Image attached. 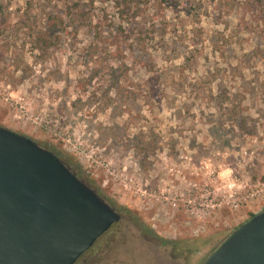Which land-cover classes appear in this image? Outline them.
<instances>
[{"label":"rangeland","instance_id":"374dc122","mask_svg":"<svg viewBox=\"0 0 264 264\" xmlns=\"http://www.w3.org/2000/svg\"><path fill=\"white\" fill-rule=\"evenodd\" d=\"M126 1L125 13L114 0H0V126L52 151L167 242L124 254L135 264H200L264 209V0ZM149 48L183 61L160 72ZM137 66L151 73L146 91L129 76ZM168 81L186 102L165 117ZM213 147L233 169L251 158L247 202L196 213L188 200H203L204 188L224 198L201 171Z\"/></svg>","mask_w":264,"mask_h":264},{"label":"water","instance_id":"95a60500","mask_svg":"<svg viewBox=\"0 0 264 264\" xmlns=\"http://www.w3.org/2000/svg\"><path fill=\"white\" fill-rule=\"evenodd\" d=\"M118 218L56 154L0 126V264H73ZM200 264H264V209Z\"/></svg>","mask_w":264,"mask_h":264},{"label":"clouds","instance_id":"9594fccd","mask_svg":"<svg viewBox=\"0 0 264 264\" xmlns=\"http://www.w3.org/2000/svg\"><path fill=\"white\" fill-rule=\"evenodd\" d=\"M167 15L170 16L171 13H168ZM168 43H171V40H168ZM185 43H188V41L186 40ZM148 52L152 59V63L155 66V69L160 72H164L174 65L178 66L183 61V56H180L177 59H165V57L169 55V52H165L160 49L153 51L151 48H149ZM125 55L128 56L129 54L125 53ZM124 63L130 64V57L128 60H125ZM110 64L112 68H118L120 62L110 61ZM149 75H151L150 72L145 71L139 66L134 68L133 72L129 73V76L132 78L133 82L140 85L141 89H144L145 81L148 79ZM245 75L247 77V72L245 73ZM144 90L146 91V89ZM213 90H215L214 85ZM161 91L163 97L165 98V104H172L170 110L166 108L164 113L165 117L171 116L173 113H175L177 108H180L181 111L183 110L181 108V105L186 102V97L176 91L175 85H173L171 81L162 84ZM109 96L113 98L115 104V99L117 96L116 90L113 89L112 91H110ZM136 103L138 105H141V114L148 115L146 109L144 108V101L142 97L138 98ZM121 107H126V105H122ZM108 111L111 112L112 108L110 107ZM246 115L255 117L257 114L253 110L249 113H246ZM126 118L127 117H121L115 122L123 123V120ZM106 123L109 122L106 121ZM166 123L171 127H176L179 122L176 121L175 117L173 116V118L171 120H167ZM260 135L264 136V132H261ZM261 150H264V146H261ZM224 155L225 153L219 148H211L208 152L207 157L203 160L204 167L201 169V171H203L206 176V183L212 187H215L216 191L224 196L225 203L231 204L234 203L237 198L241 197L249 187L248 179H250V172L246 169L249 167H255V165H252L251 158H249L243 163L237 164V166L233 169L224 164L222 159ZM99 163L107 167L115 165L117 161H115L114 159L101 158ZM258 163L261 166V171L264 172V156L258 157ZM233 172H235V175H233Z\"/></svg>","mask_w":264,"mask_h":264},{"label":"flooded vegetation","instance_id":"af4514ba","mask_svg":"<svg viewBox=\"0 0 264 264\" xmlns=\"http://www.w3.org/2000/svg\"><path fill=\"white\" fill-rule=\"evenodd\" d=\"M76 175V174H75ZM97 194L118 213V220L113 222L93 244L85 250L73 264H135L132 257L124 254L132 253L150 245H167V242H155L153 232L136 219L130 217L123 209H117L104 196ZM142 239V240H141ZM141 240V241H140ZM175 256L173 255V260ZM130 259V262L128 261ZM151 264L152 261H151ZM175 264V263H174Z\"/></svg>","mask_w":264,"mask_h":264},{"label":"built area","instance_id":"2783aa9c","mask_svg":"<svg viewBox=\"0 0 264 264\" xmlns=\"http://www.w3.org/2000/svg\"><path fill=\"white\" fill-rule=\"evenodd\" d=\"M195 189L196 188L194 186V190ZM197 190L201 191L200 188H197ZM202 195L205 196L203 200H201V198H199V200H196V197L194 195L191 197L192 200H188V206L190 207V210L192 209V211H197L196 213H210L215 208H221L223 206H228L230 208L237 207L240 203L247 202L246 199L248 198V195H246L244 192V194L241 197L237 198L234 203L228 204L224 202L225 198L218 199L216 197L217 194L215 190L210 188H204V193ZM253 195L249 196L252 197Z\"/></svg>","mask_w":264,"mask_h":264},{"label":"trees","instance_id":"16d2710c","mask_svg":"<svg viewBox=\"0 0 264 264\" xmlns=\"http://www.w3.org/2000/svg\"><path fill=\"white\" fill-rule=\"evenodd\" d=\"M115 1V4H117V5H120L121 3H125L124 5H123V10L122 11H124L125 13L126 12H128V11H130V9H131V4H129L126 0H114ZM65 4H66V2H65ZM61 21V20H60ZM54 23V22H53ZM53 25V24H52ZM54 26V25H53ZM252 215H254V214H249V216H252Z\"/></svg>","mask_w":264,"mask_h":264}]
</instances>
